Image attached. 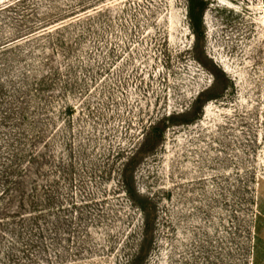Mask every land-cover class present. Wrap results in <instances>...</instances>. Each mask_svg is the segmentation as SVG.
<instances>
[{
	"label": "rangeland",
	"instance_id": "rangeland-1",
	"mask_svg": "<svg viewBox=\"0 0 264 264\" xmlns=\"http://www.w3.org/2000/svg\"><path fill=\"white\" fill-rule=\"evenodd\" d=\"M0 264H264V0H0Z\"/></svg>",
	"mask_w": 264,
	"mask_h": 264
}]
</instances>
